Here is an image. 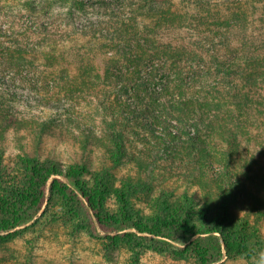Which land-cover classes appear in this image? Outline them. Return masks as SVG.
<instances>
[{"label":"rangeland","instance_id":"1","mask_svg":"<svg viewBox=\"0 0 264 264\" xmlns=\"http://www.w3.org/2000/svg\"><path fill=\"white\" fill-rule=\"evenodd\" d=\"M95 1L0 0V264H264V107L196 109L202 147L217 159L237 147L226 167L168 107H151L163 134L148 129L139 97L118 93L121 56L98 23L120 0ZM228 109L224 142L213 116ZM37 183L39 212L11 228L37 209ZM216 223L227 238L207 233Z\"/></svg>","mask_w":264,"mask_h":264},{"label":"trees","instance_id":"2","mask_svg":"<svg viewBox=\"0 0 264 264\" xmlns=\"http://www.w3.org/2000/svg\"><path fill=\"white\" fill-rule=\"evenodd\" d=\"M75 1L84 8L91 0ZM116 3L119 4V14H111L106 22H98L111 25L101 36L108 37L105 46L114 43L111 48L121 56L115 65L116 55H107L119 71L117 79L123 89L118 93L139 97L135 109L145 108L142 111L148 114L145 122L148 129L163 134V129H158L155 124L161 119L152 115L151 107H168L174 112L170 113V122L184 121L185 126L194 131L191 137L200 145L204 143L198 136L201 124L192 119L198 114L196 109L202 113H215L217 109L234 104L238 111L246 113L250 108L254 111L264 107V0H190L185 5L172 0H120ZM108 4L107 0H96L90 5ZM169 90L174 91V95ZM230 111L213 116L217 124L214 125V135L224 142L234 135L231 132L223 137L225 131H229L226 116ZM257 117L253 115L251 118L258 120ZM170 122L166 124L169 127L173 126ZM175 128L176 134L168 133L172 139L179 140L181 133L178 127ZM196 151L202 159L213 158L214 162L225 167L229 165L232 153L239 154L237 147L233 151L223 150L218 155L222 157L221 161V157H213L205 146L200 145ZM203 165L215 167L212 161ZM35 173L37 171L32 168L31 177L36 176ZM36 185L42 194L37 209L21 221L10 224L11 228L28 223L39 212L44 202L45 185ZM81 197L102 229L98 210L91 204L89 195L82 193ZM228 199L226 194L218 209L222 216L227 213ZM207 226V233H216L225 239L220 223L213 228ZM89 227L95 231L91 219ZM191 236H183L181 242H188ZM224 249L229 254L227 245Z\"/></svg>","mask_w":264,"mask_h":264}]
</instances>
